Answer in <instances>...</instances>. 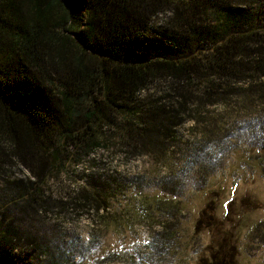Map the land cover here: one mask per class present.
I'll return each mask as SVG.
<instances>
[{
	"label": "trees",
	"instance_id": "trees-1",
	"mask_svg": "<svg viewBox=\"0 0 264 264\" xmlns=\"http://www.w3.org/2000/svg\"><path fill=\"white\" fill-rule=\"evenodd\" d=\"M159 15L170 24L153 28ZM237 136L264 175V0H0V264L35 240L52 172L97 151L164 168L169 194L135 191L145 214L154 204L174 217L196 170L193 229L214 236L194 264H250L245 207L219 217L223 188L209 174L220 155L249 152ZM113 194L96 174L64 201L95 222L87 250ZM249 229L243 238L261 232Z\"/></svg>",
	"mask_w": 264,
	"mask_h": 264
},
{
	"label": "rangeland",
	"instance_id": "rangeland-1",
	"mask_svg": "<svg viewBox=\"0 0 264 264\" xmlns=\"http://www.w3.org/2000/svg\"><path fill=\"white\" fill-rule=\"evenodd\" d=\"M165 24H170L168 15H159L152 21L153 28L165 27ZM188 127L186 124L181 132L185 134ZM237 140L250 153L244 155L242 150H237V153L225 155L226 158L220 155L210 165L209 174L213 176L212 183L220 182L217 185L223 188L219 217L230 202L241 203L238 209L245 207L246 225L240 236V248L250 264H263L264 175L250 165V157L254 156L250 142L238 136ZM150 164L144 157L125 161L119 153L105 151L65 162L49 177L44 193L47 202L38 213L35 240L8 246L4 252L6 261L9 264H194L214 236L208 231L196 234L193 229L203 202L200 192L203 185L188 184V177L198 178L194 174L196 170H192L193 174L180 181L186 188H193L188 191L192 196L186 193L188 197H183V208H176L174 217L156 210L154 204L147 208L150 213L145 214L135 191L149 195L167 193V189L160 187L164 168ZM14 174L21 177L23 173L20 170ZM96 174L108 183L114 197L100 241L87 250L95 222L84 212L72 210L64 201L86 177ZM243 199L245 205H242ZM251 226L261 232L248 235L250 239L243 238Z\"/></svg>",
	"mask_w": 264,
	"mask_h": 264
}]
</instances>
